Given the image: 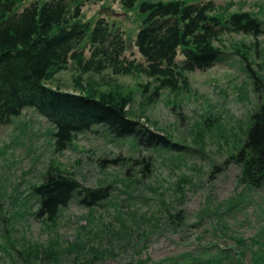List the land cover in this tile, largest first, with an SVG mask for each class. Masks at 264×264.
I'll list each match as a JSON object with an SVG mask.
<instances>
[{"label":"rangeland","instance_id":"obj_1","mask_svg":"<svg viewBox=\"0 0 264 264\" xmlns=\"http://www.w3.org/2000/svg\"><path fill=\"white\" fill-rule=\"evenodd\" d=\"M215 2L225 16L248 10L264 20V0ZM138 4L127 9L120 0H91L83 12L121 26L127 57L143 60L133 43L142 23ZM104 6L115 12L104 13ZM219 43L222 58L188 72L190 86L182 90L155 93L153 78L111 68L83 73L101 88L130 92L129 114L147 133L140 142L99 125L56 151L53 124L31 106L0 125V264H185L182 255L203 246L234 247L233 236L263 241L264 188L241 185V166L230 154L264 103V31H225ZM76 73L71 64L48 83L83 91ZM146 127L168 137V146L155 143ZM52 165L87 188L108 186L107 197L89 206L80 195L53 221L37 215L34 187Z\"/></svg>","mask_w":264,"mask_h":264},{"label":"trees","instance_id":"obj_2","mask_svg":"<svg viewBox=\"0 0 264 264\" xmlns=\"http://www.w3.org/2000/svg\"><path fill=\"white\" fill-rule=\"evenodd\" d=\"M21 1L0 0V125L34 107L53 124L56 151L99 125L115 136H132L135 142L147 134L129 114L130 92L120 86L101 88L83 73L111 68L114 73L153 78L155 93L163 88L182 90L190 86L188 72L206 70L222 58L226 50L219 41L225 31L256 36L264 31V20L254 12L236 10L225 16L216 11L215 0H139L142 23L133 39L143 55L138 60L127 57L129 39L121 26L103 15L85 18L83 6L91 0H32L16 10ZM120 1L129 9L138 0ZM71 64L77 69L75 83L83 91L48 83ZM149 136L168 146V137L151 130ZM230 157L241 166V185L264 188V103L252 112L246 137ZM108 188H87L52 165L44 182L34 187L40 203L37 215L53 221L74 198L83 195L89 206L94 205L107 197ZM176 223L184 225L183 220ZM260 237L263 241L233 236L234 247L212 243L180 259L185 264H264V235Z\"/></svg>","mask_w":264,"mask_h":264},{"label":"water","instance_id":"obj_3","mask_svg":"<svg viewBox=\"0 0 264 264\" xmlns=\"http://www.w3.org/2000/svg\"><path fill=\"white\" fill-rule=\"evenodd\" d=\"M102 11H105L106 13H114V9L111 8L110 6H105L102 8Z\"/></svg>","mask_w":264,"mask_h":264}]
</instances>
